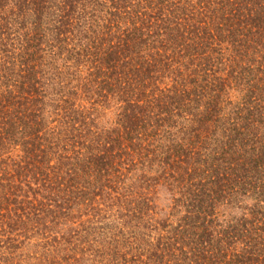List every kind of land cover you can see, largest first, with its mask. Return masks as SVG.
<instances>
[{
  "label": "trees",
  "instance_id": "16d2710c",
  "mask_svg": "<svg viewBox=\"0 0 264 264\" xmlns=\"http://www.w3.org/2000/svg\"><path fill=\"white\" fill-rule=\"evenodd\" d=\"M0 264H264V0H0Z\"/></svg>",
  "mask_w": 264,
  "mask_h": 264
}]
</instances>
